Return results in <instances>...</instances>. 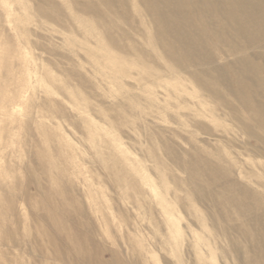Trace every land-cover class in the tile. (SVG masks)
Returning a JSON list of instances; mask_svg holds the SVG:
<instances>
[{"label":"rangeland","instance_id":"374dc122","mask_svg":"<svg viewBox=\"0 0 264 264\" xmlns=\"http://www.w3.org/2000/svg\"><path fill=\"white\" fill-rule=\"evenodd\" d=\"M149 5L0 0V264H264V31Z\"/></svg>","mask_w":264,"mask_h":264},{"label":"bare ground","instance_id":"6f19581e","mask_svg":"<svg viewBox=\"0 0 264 264\" xmlns=\"http://www.w3.org/2000/svg\"><path fill=\"white\" fill-rule=\"evenodd\" d=\"M149 8L155 14H160L161 18L172 19L178 14L179 19H183L181 14L187 8L193 13L214 9L218 20L221 19L222 27L231 29L234 34L241 36L249 31H264V0H151ZM47 220L53 227L58 226L51 216L47 215Z\"/></svg>","mask_w":264,"mask_h":264}]
</instances>
